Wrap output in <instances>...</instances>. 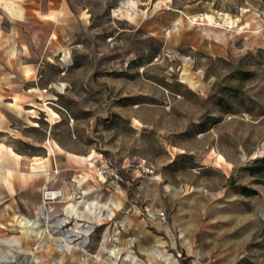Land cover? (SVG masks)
<instances>
[{
    "label": "rangeland",
    "instance_id": "obj_1",
    "mask_svg": "<svg viewBox=\"0 0 264 264\" xmlns=\"http://www.w3.org/2000/svg\"><path fill=\"white\" fill-rule=\"evenodd\" d=\"M61 5L0 9V142L83 160L0 220V264H264V0Z\"/></svg>",
    "mask_w": 264,
    "mask_h": 264
},
{
    "label": "crops",
    "instance_id": "obj_2",
    "mask_svg": "<svg viewBox=\"0 0 264 264\" xmlns=\"http://www.w3.org/2000/svg\"><path fill=\"white\" fill-rule=\"evenodd\" d=\"M42 2L46 5L44 10L35 7L37 0H0V9L12 20L28 17L34 21L39 19L48 23L60 17L64 5L53 8V0H41L40 3ZM31 3H34V6H31ZM12 105L21 110L19 97H15ZM24 141L31 143L30 140ZM43 148V155L31 154L19 150L13 144L0 142V220L6 218L7 225L20 232H25L27 228L35 225V220H30L24 210L29 211L30 206L37 210L43 205L46 196H42L41 191L49 186L52 169L60 166L61 171H65L70 165L72 167L73 163H83V160H71L67 153L63 155V152H55L52 146L49 149L44 144ZM57 191L63 193V190ZM63 194L60 197L64 200ZM4 228L0 221V231Z\"/></svg>",
    "mask_w": 264,
    "mask_h": 264
},
{
    "label": "built area",
    "instance_id": "obj_3",
    "mask_svg": "<svg viewBox=\"0 0 264 264\" xmlns=\"http://www.w3.org/2000/svg\"><path fill=\"white\" fill-rule=\"evenodd\" d=\"M98 174H99V177H102L104 180H109L112 182H115L121 178V170L118 167L113 166L111 163H109L104 158L99 159ZM159 216L162 219H165L166 214L165 212H160Z\"/></svg>",
    "mask_w": 264,
    "mask_h": 264
},
{
    "label": "trees",
    "instance_id": "obj_4",
    "mask_svg": "<svg viewBox=\"0 0 264 264\" xmlns=\"http://www.w3.org/2000/svg\"><path fill=\"white\" fill-rule=\"evenodd\" d=\"M253 174H261L264 171V160L258 161V163L251 168Z\"/></svg>",
    "mask_w": 264,
    "mask_h": 264
},
{
    "label": "bare ground",
    "instance_id": "obj_5",
    "mask_svg": "<svg viewBox=\"0 0 264 264\" xmlns=\"http://www.w3.org/2000/svg\"><path fill=\"white\" fill-rule=\"evenodd\" d=\"M136 2H131V6L135 5ZM129 5V4H128ZM59 192L60 191H57V190H48L46 191V195H47V198H50V199H55L57 198V196L59 195ZM61 193V192H60ZM63 194V193H61ZM64 196V194H63Z\"/></svg>",
    "mask_w": 264,
    "mask_h": 264
}]
</instances>
